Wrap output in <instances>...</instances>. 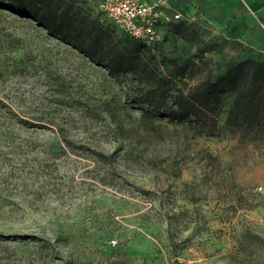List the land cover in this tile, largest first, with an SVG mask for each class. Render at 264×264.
I'll return each mask as SVG.
<instances>
[{
    "label": "rangeland",
    "instance_id": "rangeland-1",
    "mask_svg": "<svg viewBox=\"0 0 264 264\" xmlns=\"http://www.w3.org/2000/svg\"><path fill=\"white\" fill-rule=\"evenodd\" d=\"M60 1L134 41L109 21L100 0ZM0 27L37 37L5 15ZM263 29L257 54L244 58L231 54L237 42L224 48L212 35H178L166 27L151 64L186 83L178 87L190 91L228 73L236 78L222 82L224 105L214 113L191 104L190 116L206 120L207 128L166 118L154 132L134 105L118 130L98 102L122 91L104 68L41 36L49 72L0 83L16 113L57 123L0 135V264H264V73L254 77L259 66L252 65L264 60ZM256 88V107L235 110L239 120L230 125L238 93ZM59 138L70 147L51 150ZM100 151L112 163L99 161Z\"/></svg>",
    "mask_w": 264,
    "mask_h": 264
},
{
    "label": "trees",
    "instance_id": "trees-1",
    "mask_svg": "<svg viewBox=\"0 0 264 264\" xmlns=\"http://www.w3.org/2000/svg\"><path fill=\"white\" fill-rule=\"evenodd\" d=\"M178 10L185 15V18L165 24V35L162 41L166 38L167 27L173 29V32L178 35H183L187 30H191L200 37L212 35V40L215 43H223L224 48L232 42L230 38H222L223 33L216 34L208 30L201 21H188L186 9ZM2 15L14 18L23 25V28L37 37L26 38L13 32H7L0 27V83L12 76H24L32 70L41 69L44 74H47L49 72L47 63L43 60L47 52L43 49L45 48L44 43H40L41 36L45 40H55L66 50L71 48L78 51L84 61L104 68V76L111 81L113 86L122 90L121 93H116L109 99L101 98L98 101L102 113L105 116L108 115L111 122L118 124V130L122 127L120 121L123 112L129 111L132 105H134L133 109L140 111L141 123L149 131L154 132L157 123L166 118L171 121L187 122V125L203 130L208 127L207 122L197 115L193 118L190 116L193 115L191 104L197 105L202 111L214 113L218 106L224 105L221 93L218 94L223 87L222 82L230 78L233 83L236 78L229 76L231 73H228L229 75L224 76L218 82L207 80L193 84L195 87L190 91L180 88L178 87L180 83L185 85L186 83L177 82L176 76L161 74L157 65L151 64L156 60L155 44L152 48L151 46L148 48L147 45L134 38V41L121 40L115 36L111 26L98 18L90 20L89 17L82 16L80 11L73 12L72 7H64V2L60 0H0V16ZM217 37H219L218 40ZM145 46L147 47L146 53L142 52ZM244 58L250 57L244 56ZM257 60V62H252V65L259 66V72L254 77H261L260 71L264 73V60L260 56ZM194 65L197 64L194 63ZM180 71L179 77L183 79L186 77L187 68H182ZM245 76L251 77L252 75L247 73ZM129 78L138 82H127ZM134 83L135 87H133ZM236 87L233 84V89ZM243 92L238 93L231 104L227 117L230 125L232 120L233 122L234 119L239 120V116L234 115L235 110H241L243 107L251 110L256 107L254 101L257 88L248 96ZM246 99L247 104L243 105ZM34 125L50 127L48 125H57V123L56 120L49 119L45 115L29 118L16 113L11 104L4 101L0 84V135H11L15 133L16 128L23 130ZM213 126L216 127V123ZM56 145L59 147L56 148ZM56 145H51V150H60L67 146L69 148L71 144L66 138H59ZM96 153L102 163L106 165L112 163V156L109 153L102 151Z\"/></svg>",
    "mask_w": 264,
    "mask_h": 264
},
{
    "label": "crops",
    "instance_id": "crops-1",
    "mask_svg": "<svg viewBox=\"0 0 264 264\" xmlns=\"http://www.w3.org/2000/svg\"><path fill=\"white\" fill-rule=\"evenodd\" d=\"M171 1L175 9H186L187 17H195V21H201L213 33H223L222 38L237 42L231 54L246 57L257 54L256 48L261 44L257 41L258 34L264 28V0H246L247 5L242 0Z\"/></svg>",
    "mask_w": 264,
    "mask_h": 264
},
{
    "label": "built area",
    "instance_id": "built-area-1",
    "mask_svg": "<svg viewBox=\"0 0 264 264\" xmlns=\"http://www.w3.org/2000/svg\"><path fill=\"white\" fill-rule=\"evenodd\" d=\"M242 2L246 4V0ZM99 5L110 21L147 46L163 40L165 24L185 18L171 0H100ZM187 20L195 22L196 18Z\"/></svg>",
    "mask_w": 264,
    "mask_h": 264
}]
</instances>
